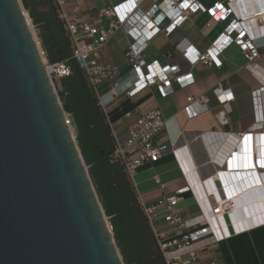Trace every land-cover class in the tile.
<instances>
[{
  "label": "built area",
  "instance_id": "built-area-1",
  "mask_svg": "<svg viewBox=\"0 0 264 264\" xmlns=\"http://www.w3.org/2000/svg\"><path fill=\"white\" fill-rule=\"evenodd\" d=\"M69 1L55 0L72 41L73 57L94 88L104 111L117 95L131 97L154 86L161 97H167L174 92L175 85L185 88L195 83L194 74L183 72L179 64H163L158 59H147L144 54L146 47L158 34L169 36L190 14L208 12L215 21H227L223 32L204 52L196 51L186 40L177 44V48L193 65L202 63L220 67L222 53L231 44H236L247 59V67L253 69L260 57V47L264 46V0H251V9L246 7V0H219L209 8L204 7L199 0H116L98 9L93 19L79 13L70 14L65 7ZM146 1L150 2V6L144 9L143 3ZM236 3L242 4L239 11L235 8ZM119 31L128 38L125 54L132 69L129 76L123 77L117 65L101 60L103 46ZM37 40L52 80L53 77L69 76L72 73L69 64L65 61L50 63L40 39ZM102 83H108L109 89L101 94L97 86ZM212 92L222 105L234 99L232 90L221 85L214 87ZM251 97L255 120L248 131L230 134L213 130L201 134L217 164L222 161V150L218 144L231 137L236 138V149L225 157H228L226 164L235 168L247 167V172L218 169L210 176L201 178L193 167H189L192 166V160L189 147L181 142L182 134L170 131V120L164 117L159 108L140 114L128 122L124 139L111 128L116 143L114 157L123 162L134 186L140 168L157 162L164 153L171 151L193 193L198 213L186 218L178 210L177 195H163L154 201H147L137 192L166 264H217L214 260H202L201 251L264 225L262 222L246 226L243 219L239 218L235 222L232 216L236 209L233 199L242 193L241 188L262 186L264 183V84L253 89ZM209 100L205 94L188 96L185 106L188 117L193 118L209 110ZM130 115L126 114L127 117ZM65 120L75 134L72 116L66 111ZM164 129L169 139L165 143H157L156 136ZM249 146L250 151L247 152ZM248 162L251 164L249 168ZM156 183L165 186L159 178H156ZM160 222L164 224L163 228ZM109 227L112 230L110 222Z\"/></svg>",
  "mask_w": 264,
  "mask_h": 264
},
{
  "label": "water",
  "instance_id": "water-1",
  "mask_svg": "<svg viewBox=\"0 0 264 264\" xmlns=\"http://www.w3.org/2000/svg\"><path fill=\"white\" fill-rule=\"evenodd\" d=\"M0 264H124L21 0H0Z\"/></svg>",
  "mask_w": 264,
  "mask_h": 264
},
{
  "label": "crops",
  "instance_id": "crops-1",
  "mask_svg": "<svg viewBox=\"0 0 264 264\" xmlns=\"http://www.w3.org/2000/svg\"><path fill=\"white\" fill-rule=\"evenodd\" d=\"M115 1L70 0L66 4V10L70 14L79 13L93 19L98 9ZM217 1L219 0H199L206 8L213 6ZM236 4L237 11L242 9V4ZM245 4L247 8L253 7L251 0H246ZM149 6V1L143 3L144 9ZM38 10H42V6H38ZM226 24L227 21H215L208 12H198L190 14L169 36L158 34L146 47L145 57L149 60L158 59L163 64H179L183 72L194 74L195 83L185 88L175 85L174 92L167 97H161L154 86L147 87L131 97L124 94L117 95L107 104L105 110L111 128L124 139L128 122L149 110L161 109L164 117L170 120L172 126L170 131L182 134L181 142L189 147L194 159L193 162L191 161L192 166L189 167L191 169L193 167L201 178L210 176L218 169L236 173L238 170H246L247 167L235 168L226 164L228 157H225L236 149V138L231 137L226 142L218 144L222 150L220 154L222 161H219L221 164H217L214 163L208 144L201 134L213 130L230 134L248 131L255 120L251 91L264 84V46L260 47V57L253 69L247 67V59L236 44H231L222 53L220 67L202 63L193 65L177 48L178 43L186 40L196 51L204 52L223 32ZM127 44V36L119 31L101 50V60L117 65L121 77L132 73L125 54ZM218 85L230 88L234 94V99L226 105H222L212 92ZM108 89L109 84L107 88L104 86V92ZM203 94L210 98L209 110L196 117H188L185 111L187 97ZM127 113L131 115L127 117ZM168 139L165 129L156 136L157 143H165ZM240 149L241 152L244 151L242 146ZM249 151L250 146L247 148V152ZM248 155L250 160V154ZM249 165L251 164L248 162V168ZM156 178H159L165 186L158 185ZM135 186L137 192L147 201H154L163 195H177L178 210L186 218L198 213V206L189 189L183 169L171 151L164 153L157 162L140 168L135 178ZM241 191L237 202V205L241 206L242 212L239 214L241 217L248 212L257 214L264 209V205L257 202L264 198L262 186L253 187L251 190L245 186ZM160 227L163 228L164 224L161 223ZM200 257L204 261L214 260L217 264H264V225L209 246L201 251Z\"/></svg>",
  "mask_w": 264,
  "mask_h": 264
},
{
  "label": "trees",
  "instance_id": "trees-1",
  "mask_svg": "<svg viewBox=\"0 0 264 264\" xmlns=\"http://www.w3.org/2000/svg\"><path fill=\"white\" fill-rule=\"evenodd\" d=\"M50 63L65 61L72 69L59 78L58 94L75 124L79 145L103 210L110 220L124 264H166L136 187L123 162L114 157L115 139L94 88L73 57V45L55 0H21ZM42 6V10H38Z\"/></svg>",
  "mask_w": 264,
  "mask_h": 264
},
{
  "label": "bare ground",
  "instance_id": "bare-ground-1",
  "mask_svg": "<svg viewBox=\"0 0 264 264\" xmlns=\"http://www.w3.org/2000/svg\"><path fill=\"white\" fill-rule=\"evenodd\" d=\"M236 1H238V0H236ZM238 11H239V9H238ZM29 25H30V28H31V30H32V26H31V24H30V22H29ZM32 32H33V30H32ZM34 34V33H33ZM260 149V148H259ZM255 152H256V150H255ZM189 155H190V158H191V160H192V162H193V156H192V153L190 152V149H189ZM189 158V159H190ZM189 161V160H188ZM185 169H186V167H185ZM241 173L242 172H247V170H242V171H240ZM193 186H194V188H196L195 187V185H194V183H193ZM255 186V185H254ZM253 186V187H254ZM248 187V186H247ZM253 187H251V188H248V190H251ZM262 187H263V189H264V183H262ZM240 195V194H239ZM238 195V196H239ZM238 196L235 198V199H233V201H234V203H235V207H236V209L232 212V216H233V219H234V221L235 222H237V220L240 218V219H243V221H245V223H246V226H255V225H258V224H261L262 222H264V213L263 214H259V213H257V214H249V212L246 214V212H245V214L246 215H243V217H241L239 214H241V206H239V205H237V202L239 201V198H238ZM258 203H261L262 205H264V198L263 199H260V200H258L257 201ZM254 209V208H253ZM250 210V209H249ZM246 211V210H245ZM256 211H257V209H256ZM262 212L264 211V209L263 210H261ZM261 211H260V213H261ZM244 212V211H243ZM251 213V212H250ZM257 216V217H256Z\"/></svg>",
  "mask_w": 264,
  "mask_h": 264
},
{
  "label": "rangeland",
  "instance_id": "rangeland-1",
  "mask_svg": "<svg viewBox=\"0 0 264 264\" xmlns=\"http://www.w3.org/2000/svg\"><path fill=\"white\" fill-rule=\"evenodd\" d=\"M21 4H22V1H21ZM22 6H23V4H22ZM66 7V6H65ZM23 9H24V11H25V13L27 14V16H28V19H29V22H30V24H31V26H32V30H33V33H34V36L37 38V39H39V35H38V30H37V28L35 27V25L33 24V21H32V19H31V17L29 16V13H28V11H27V9L23 6ZM31 19V20H30ZM59 78L58 77H53V82H54V84H55V88H56V90H57V93H58V88H57V84L59 83ZM107 85H108V83H102V84H100V85H98L97 86V90H98V92L99 93H104V86L107 88ZM61 104H62V101H61ZM108 113V112H107ZM133 183V182H132ZM93 185H94V183H93ZM134 185V184H133ZM94 188H95V190H96V187H95V185H94ZM96 192H97V190H96ZM97 195H98V193H97ZM99 196V195H98ZM108 218V217H107ZM108 221L110 222V220L108 219Z\"/></svg>",
  "mask_w": 264,
  "mask_h": 264
}]
</instances>
